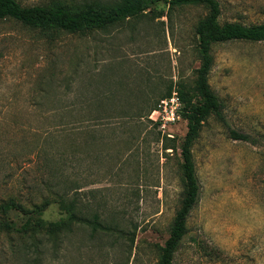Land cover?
Listing matches in <instances>:
<instances>
[{"label":"rangeland","instance_id":"obj_1","mask_svg":"<svg viewBox=\"0 0 264 264\" xmlns=\"http://www.w3.org/2000/svg\"><path fill=\"white\" fill-rule=\"evenodd\" d=\"M216 1L220 24H264V0ZM205 14L156 2L137 19L74 35L0 21V203L48 200L34 216L54 222L63 214L52 199L65 193L122 231L77 227L56 254L33 263L0 230V264L157 263L182 194L185 120L178 113L159 130L144 117L169 86L191 94L200 63L194 28ZM210 52L207 83L223 122L209 116L191 147L199 195L172 264H264V41L213 44ZM70 101L67 115L61 107ZM97 113L117 119L59 129L63 118ZM25 217L12 210L4 219L19 226Z\"/></svg>","mask_w":264,"mask_h":264},{"label":"trees","instance_id":"obj_2","mask_svg":"<svg viewBox=\"0 0 264 264\" xmlns=\"http://www.w3.org/2000/svg\"><path fill=\"white\" fill-rule=\"evenodd\" d=\"M156 2H162L170 10L180 6H201L206 14L195 25L196 50L200 63L195 71V80L191 94L187 95L175 87L176 94L182 107L181 113L185 120V133L183 135L179 156L182 166V194L179 208L176 210L169 227L168 236L159 249L156 264H172L173 256L186 233L185 223L189 213L196 205L199 195V185L195 176V169L191 155V147L196 140L203 122L213 116L217 121L223 122L221 104L207 83L208 74L212 65L210 48L213 44L230 41L262 42L264 41V24L243 25L236 22L219 23V4L216 0H112L85 1L78 5L69 6L54 1L44 6H20L15 0H0V21L13 20L24 27L40 32H62L65 34H89L104 32L108 28L118 26L131 19L144 15V11ZM171 87L162 93L161 99L169 97ZM103 98L97 97L94 108L101 109ZM92 104H84L82 109L91 108ZM157 102L149 107V112L155 108ZM74 102L65 103L61 109L72 114ZM148 112V113H149ZM85 115L80 117L68 116L60 122V130L71 133L76 125H87L95 121L117 119L110 115ZM148 115V114H147ZM140 115L135 118L139 119ZM145 119L147 116L144 117ZM148 120V119H147ZM154 126L155 123L148 121ZM228 136L234 140L249 141L247 135L228 131ZM48 200L37 204H22L19 200L8 199L0 203V230L11 241V251L18 253L24 259L37 263L41 257L49 252L56 254L61 239L71 236L77 227L87 228L90 233H107L113 230L121 233L114 227L101 222L95 210H89L79 205L74 198L65 193L56 194L52 199L63 217L54 222H44L37 215ZM50 203V202H49ZM17 211L26 216L24 221L16 226L13 222L4 219L10 211ZM129 243L132 237L128 238ZM49 250V251H48Z\"/></svg>","mask_w":264,"mask_h":264},{"label":"built area","instance_id":"obj_3","mask_svg":"<svg viewBox=\"0 0 264 264\" xmlns=\"http://www.w3.org/2000/svg\"><path fill=\"white\" fill-rule=\"evenodd\" d=\"M180 101L175 90H172L169 97L160 99L153 110H151L147 119L156 124L159 130L174 122L178 118Z\"/></svg>","mask_w":264,"mask_h":264}]
</instances>
